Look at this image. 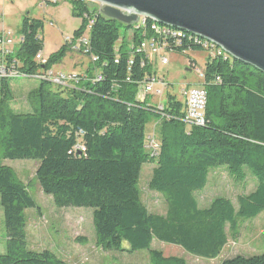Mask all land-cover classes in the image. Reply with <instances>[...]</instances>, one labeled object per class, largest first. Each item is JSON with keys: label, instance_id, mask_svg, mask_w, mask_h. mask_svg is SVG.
<instances>
[{"label": "trees", "instance_id": "trees-1", "mask_svg": "<svg viewBox=\"0 0 264 264\" xmlns=\"http://www.w3.org/2000/svg\"><path fill=\"white\" fill-rule=\"evenodd\" d=\"M69 2L73 16L81 19L89 12L85 4ZM84 22L72 37L82 33ZM42 27L39 19L22 18V42L15 52L22 70H40L34 56L43 49ZM141 38L131 25L95 14L89 43L98 56L101 79L63 89L40 81L27 93L25 111L12 107L10 81L0 79V205L6 238L0 264H65L48 250L28 247L25 211L36 203L5 160H37L35 178L57 207L91 208L102 248L144 249L149 264H189L152 249L153 240L214 259L228 237L237 236L241 220L264 210V73L231 57L205 60L204 124L185 125L177 119L183 112L177 95L166 93L162 118L147 106L151 98L136 99L138 85L152 73L143 55L132 52ZM168 41L171 51L201 50L189 35L181 46ZM69 50L61 45L44 67L59 63ZM188 60L190 69L196 61ZM86 73L93 75L91 66ZM150 120L158 121L160 146L154 156L144 147ZM144 163L153 164L149 188L164 198L163 214L149 212L141 202L138 184ZM217 165L234 179L242 180L247 170L255 180L251 192L238 196L237 207L222 196L204 207L198 204L195 193L206 186L210 168ZM219 264H264V253L237 255Z\"/></svg>", "mask_w": 264, "mask_h": 264}, {"label": "rangeland", "instance_id": "rangeland-1", "mask_svg": "<svg viewBox=\"0 0 264 264\" xmlns=\"http://www.w3.org/2000/svg\"><path fill=\"white\" fill-rule=\"evenodd\" d=\"M39 2L40 0H0V21L14 32L13 38L17 40L24 16L41 20L43 52L48 57L64 43L63 38L72 36L73 31L79 28L81 19L73 16L71 5L66 1L55 5L47 4L45 7H41ZM120 31H123V27ZM72 56L74 52L70 50L65 61L54 64L52 68L61 69L62 65L68 64ZM166 56L168 64L162 65L155 61L151 64L154 70L152 71L163 77L165 82L171 83L170 87L176 94L185 81L197 79L194 71L185 70L189 65L188 59H195L200 67L204 66L206 59L204 51H167ZM83 58L87 60L86 56ZM9 83L12 88V107L17 111L28 110L26 95L38 82L18 78L10 80ZM155 122L150 120L146 132L152 130ZM3 163L11 167L16 176L28 185L36 203L35 208L25 211V232L29 248L48 250L65 264H149L150 257L144 249L129 252L102 248L97 243L91 208L57 207L52 197L42 192L35 178L37 160H5ZM152 168L151 163L142 165L138 184L141 202L149 212L163 214L166 210L164 198L149 188ZM254 187L255 180L247 170L244 178L238 180L229 174L225 166L217 165L210 168L206 186L197 190L195 196L200 207L208 205L213 198L220 196L230 199L237 207L238 196L248 194ZM5 241L3 211L0 205V254L5 252ZM123 247H127V244L124 243ZM151 248L161 251L165 257L182 258L189 264H219L223 259L237 255L264 253V210L254 218L241 220L237 236H229L222 251L214 259L192 255L179 246L157 240L152 241Z\"/></svg>", "mask_w": 264, "mask_h": 264}, {"label": "built area", "instance_id": "built-area-1", "mask_svg": "<svg viewBox=\"0 0 264 264\" xmlns=\"http://www.w3.org/2000/svg\"><path fill=\"white\" fill-rule=\"evenodd\" d=\"M61 0H40L41 7H45L47 4H58ZM85 4L89 9V12H84L81 19L85 20V25L82 33L78 37H66L64 38V44H67L70 50L79 52L83 56H86L91 66L93 75L90 76L87 73L66 72L61 70H55L52 67L45 68L48 57L44 56L42 51H38L34 56V61L40 64L39 71L28 72L22 70L21 63L15 56V52L22 42L20 36L17 40L13 38V32L6 28L0 29V79L12 80L18 78L33 79L37 82L45 81L51 83L58 88H77L81 82H96L101 79L99 69L96 67L98 62V56L93 54L90 50L89 43V31L93 24L95 14H102L104 4L95 0H68ZM125 14H130V11L123 10ZM90 13V14H89ZM147 21H150V29H147ZM52 24V23H51ZM132 30H138L142 34V38L136 46L132 47V52L143 55V58L148 63L158 61L162 65L168 64L166 56L167 51H171L169 48L168 38L172 40L174 46H181L184 35L192 37L193 41L200 46V51L206 53V59H211L215 56H223L229 58V56L214 43L185 32L183 30L175 29L165 26L154 20L147 19L144 16L138 15L136 22L131 24ZM192 52V51H187ZM132 61L129 62L131 64ZM205 64V63H204ZM144 63L141 62V66ZM43 66V68H42ZM192 71L195 72L198 83L197 86H182L178 89L177 98L181 101L183 106V112L180 117L177 118L185 125L189 126H202L204 124L203 111L205 109L207 95L206 90L203 89L202 84L204 82V66L200 67L194 64ZM216 82L219 78L215 79ZM167 92H170V84L165 82L163 77L158 76L152 71L150 75L144 79L141 84L138 85L136 99L139 101L145 100L147 96L151 98L147 104L148 107L154 108L155 113L159 114L162 118L164 114L163 102ZM153 111V112H154ZM158 121L154 123L152 130L147 131L145 134L144 147L154 156L159 151V141L156 139L155 126ZM77 149L83 151L81 146H77Z\"/></svg>", "mask_w": 264, "mask_h": 264}, {"label": "water", "instance_id": "water-1", "mask_svg": "<svg viewBox=\"0 0 264 264\" xmlns=\"http://www.w3.org/2000/svg\"><path fill=\"white\" fill-rule=\"evenodd\" d=\"M95 1L105 5L102 14L107 18L130 26L138 15L144 16L204 38L264 73V0Z\"/></svg>", "mask_w": 264, "mask_h": 264}, {"label": "crops", "instance_id": "crops-1", "mask_svg": "<svg viewBox=\"0 0 264 264\" xmlns=\"http://www.w3.org/2000/svg\"><path fill=\"white\" fill-rule=\"evenodd\" d=\"M64 1V2H63ZM68 2L70 5H71V3L68 1V0H61L59 3H61V2H63V3H66V2ZM58 3V4H59ZM71 8H72V6H71ZM52 23V22H51ZM53 24V23H52ZM80 25H81V23H80ZM1 28H6V29H9V30H11L10 28H8V27H6L5 25H4V23L3 22H1L0 21V29ZM12 31V30H11ZM75 31V30H74ZM73 31V32H74ZM13 32V31H12ZM14 33V32H13ZM21 35H19V37H20ZM72 36H73V34H72ZM72 36H70V37H72ZM66 37H68V36H66ZM65 37V38H66ZM64 39V38H63ZM64 43H62L61 45H63ZM70 51V50H69ZM69 51L66 53V55H65V57L60 61V62H63V61H65V59L67 58V55H68V53H69ZM71 51H73V50H71ZM74 52V56H72V58H69V62H68V64L66 65V64H64V65H62L63 67L61 68V69H58V70H61V71H66V72H76V73H78V74H80V73H86V71H87V69H89V66H90V64H89V62H88V59L85 61V58H83L84 56L82 55V54H80L79 52H75V51H73ZM42 53H43V55L45 56V54H44V52H43V49H42ZM59 62V63H60ZM197 64V63H196ZM152 68V67H151ZM78 70V71H77ZM152 70H153V68H152ZM186 71H191V69H189V68H186L185 69ZM154 71V70H153ZM168 84H171V83H169V82H167ZM197 83H198V79H196V80H194V81H185V83H183L180 87H182V86H197ZM179 87V88H180ZM178 88V89H179ZM178 92V91H177ZM170 93H173V94H175V95H177L176 93H174L173 91H172V89H171V87H170Z\"/></svg>", "mask_w": 264, "mask_h": 264}]
</instances>
